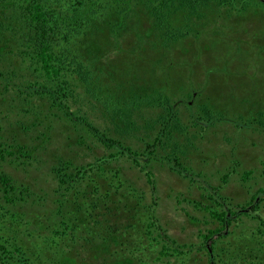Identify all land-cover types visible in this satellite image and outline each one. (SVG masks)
<instances>
[{"label":"rangeland","instance_id":"1","mask_svg":"<svg viewBox=\"0 0 264 264\" xmlns=\"http://www.w3.org/2000/svg\"><path fill=\"white\" fill-rule=\"evenodd\" d=\"M141 1L124 18L121 11L117 12V5L112 6L106 0L100 2L102 22L97 24V32L93 33L100 36L99 43L103 44V47L106 48L109 44V50L113 51L115 36L118 40L127 39L128 42V33L137 21L149 29L152 18L148 0ZM256 13V10H252L243 14L241 21L232 18L231 22L236 20L235 25L227 23V28L220 36L214 35L212 28L204 30V42L195 44V59L193 55H188L191 67L188 63V67L180 68L177 63L167 71L158 72L151 62L153 67L146 71L148 63L141 62L135 53L130 58L139 63L136 71L142 83L149 84L153 89L160 88L166 98L170 101L172 99L173 111L177 109L178 112L181 90L185 89L189 93L193 90V95L197 96V88L202 90L198 94L200 100L212 101L221 113L224 111L227 114L223 120L216 122V128L209 126L204 129L207 122L201 119L190 125V136L178 138L179 144L183 142L185 152L188 150L186 153H190L186 157L180 152V162L189 168L186 173L177 176L156 162L146 166L154 175L158 198L157 205L152 207L153 222L150 214H145L144 210L135 218H128L125 212L115 210L105 217L120 229L114 233L116 228L108 231L104 224L94 225L93 218L84 220L86 217L79 215L78 227L71 225L72 231L68 232L63 241L61 238L57 239L63 232L65 220L56 212L60 192L57 191V185L51 184L50 168L53 156L60 155L76 164H86L89 161L87 158L101 157L103 152L101 149L86 151V148L78 146L77 135L83 134L82 127L76 125L77 129L74 130L75 128L64 122L61 126L55 124L53 131H49L52 139L46 150L33 152V160H27V167L18 166L8 159L0 162V173L9 175L17 185L30 186L36 195L27 199L26 203L17 201L13 205L4 200L0 191V264H208L206 252L201 245L202 237L219 225L196 206V202L213 204L205 198L210 191L208 185L221 186L219 196L224 199L223 205L232 211H236L238 206H244L258 188L264 187V133L257 123L260 117H252L255 107L247 105L254 99L264 103V13L260 16H256ZM217 22L219 25H225L222 20ZM180 43L173 47L177 55L180 54L184 58L187 56V50L192 52V43ZM109 50L105 49L101 54H97L99 58L95 68L98 73L102 68H111V65L112 70H115L111 78L107 77V83L110 81L107 89L98 90L91 99L85 96L81 89L76 90L75 100L80 109L87 112L89 117L86 118L93 126L103 132L107 131L110 137L114 136L113 133L116 134L118 127L121 133L124 122L129 120L139 132H129L128 135L125 133L121 136H126L128 144H137L142 138L152 141L160 131L157 122L161 118L157 117L159 112L150 106H137V109L133 107L129 110L130 101H133L128 95L129 87L132 88L129 83L132 82L127 81L135 68H129V63L124 60L111 58L112 52ZM108 62L111 65L107 64ZM27 66H21V73ZM142 70L145 72L141 73ZM160 79L162 85L159 83ZM119 81L128 85L120 94L118 90L121 87L116 89ZM109 92L115 93L117 103L121 101L122 105L124 104L122 112L116 108L106 109L107 103H104L106 101L103 97L109 95ZM16 95L14 91H0V142L9 145L16 141L39 146L42 136H49V132L45 131L47 121H51L52 111L49 110V104L46 100L32 102V106L22 109ZM33 106L36 111L47 117L46 122L44 117L34 116ZM228 114L233 117H228ZM244 114L246 117H242ZM184 121L185 119L181 122L182 125ZM74 131L78 132L76 136ZM135 148L136 146H133V149ZM141 162L145 165L144 160ZM119 167L123 173L122 177L126 175L123 180H128L127 183L138 194L145 192L146 198L141 205H150L149 187L145 177L125 158L121 159ZM229 167H234V171ZM225 172L230 174V178L224 186L219 177ZM245 173L250 174L243 180ZM67 199L74 200L70 192L66 194ZM135 204H130L129 209L132 210ZM113 206L114 204L111 205ZM74 207L63 202L62 213H67L63 214L65 219L70 218ZM101 213L100 211L99 214ZM155 221L175 242L174 246H184L182 254L174 251L170 245L167 246L168 250L163 249L166 243L151 229L152 225L149 228L150 223ZM263 222V203L253 213L239 215L234 219L227 234L215 240L214 264H264ZM113 239L115 242H112ZM53 240L57 241L59 248L52 245Z\"/></svg>","mask_w":264,"mask_h":264},{"label":"trees","instance_id":"2","mask_svg":"<svg viewBox=\"0 0 264 264\" xmlns=\"http://www.w3.org/2000/svg\"><path fill=\"white\" fill-rule=\"evenodd\" d=\"M101 1L0 0V91H14L17 94L16 98H19L18 102L21 103L22 109L32 106V102L46 100L49 104V110L52 111L51 121H47V117L36 111L35 106L33 107L35 109L34 116L44 117V121H47L48 126L45 127L47 133L53 131L55 124L61 126L63 122L75 128L74 130L77 129V126L82 127L84 129L83 134L77 135L78 146L86 148V151L93 152V150L101 149L103 152L101 157L87 158L89 161L86 164H76L60 155L53 156V163H51L50 168L51 184L57 185V191L60 192L57 198L59 205L56 212L65 220L63 232L57 238H61L62 241L68 232L72 231L71 225L74 228L78 227L79 215L86 217L84 220L93 218L94 225L102 226L104 224L108 231L111 228H116L114 233L119 232L120 229L116 225H112L105 217L110 216L115 210L125 212L128 218L129 216L138 217L144 210L145 214H150L151 222H153L154 211L152 207L157 205L158 198L154 175L146 166L156 162L177 176L186 173L189 168L180 162L182 159L180 152L186 157L190 153H186L188 150L185 152L183 142L179 144L178 138L190 136L188 130L191 124L194 125V122L196 124V121L204 119L207 122L204 129H207L209 126L215 127L217 121L227 117V114L224 111L221 113L212 101L200 100L198 94L202 90L195 87L197 96L193 95L195 93L193 90H190V93L189 91L186 92L185 89L181 90V103L178 105V112L177 109L173 111L171 108L172 99L170 101L166 98L165 93L160 88L153 89L152 86L142 83L138 78L136 68L139 63L134 58L130 59L132 54L135 53L136 57L142 58V60L139 58L141 62L148 63V65L146 64V71L153 66L158 72L167 71L175 67L177 63L180 68L188 67V55H193V59H195V44L204 42L202 40L204 30L212 28L215 31L214 35L220 36L223 35V30L227 28V23L235 25L236 20H242L243 14H248L252 10L257 11L256 16L264 13V0H148L149 14L152 18V24L148 22L149 29L145 28L140 21L135 22L127 36L129 41L127 42V39L118 40L116 36L113 37L115 45H112L113 51H110L109 44L106 45V48L103 47V44L99 43L100 36L93 33L97 32V24L102 22ZM106 1L112 6L113 4L117 5V12L121 11L123 18L135 8L138 2H142L141 0ZM145 1L147 0L143 2ZM232 18L237 19L231 22ZM220 20L225 25H219L217 21ZM231 30L233 31L232 28ZM180 42L192 43V52L186 49L187 56L184 58L180 54L178 56L175 47H173ZM105 49L112 52L111 58L124 60V62L129 63V68L132 66L135 68L132 72L133 75L127 81L128 83L132 82L129 83L132 88L129 87L128 95L133 101H130L129 110L133 107L137 109V106H150L159 112L157 117L161 118L157 122H159L160 131L154 140L142 138L136 142L137 144H128V140H125L126 136L124 138L121 136L125 133L128 135L129 132H139L135 125L129 123V120L124 122L122 134L119 133L120 128L118 127L116 134L113 133L114 136L110 137L106 133L107 131L103 132L100 128L94 127L86 118L89 117L87 112L78 106L79 104L74 97L76 90L81 89L83 94L91 99L94 93L96 94L98 90L107 89L110 83V81L107 83L109 80L107 77L111 78L115 71L112 70L113 67L110 62L107 64L111 65V68H102L100 73L95 69L99 58L97 54H101ZM207 50L209 49L207 48ZM151 62H153V66L150 65ZM23 64L28 66L21 73ZM189 64L191 67L192 64ZM142 72L145 71L142 70ZM124 83V81L118 82L116 89L121 87L118 94L122 89L127 88L128 85ZM159 83L162 85L161 79ZM114 92H109V95L103 97L106 101L104 103H107L105 104L106 109L116 108L122 112L124 104L122 105L121 101L117 103ZM247 105L255 107V113L252 114V117H260L257 123L264 133V103L254 99ZM244 107L247 109L246 104ZM228 117L233 116L228 114ZM242 117H246L245 114ZM117 118L120 119L121 117ZM184 119L185 123L182 125L181 122ZM75 132L73 133L76 136L78 132ZM48 134V137L45 134L42 136L39 146L37 144H21L16 141L9 145L0 142V162H5L8 159L18 166L27 167L29 164L27 160L33 158V152L46 150L47 144L52 139L50 132ZM117 136L120 138H116ZM37 141H39V136H37ZM88 142L92 147L88 145ZM179 145L182 147L179 148ZM133 146L136 148L133 149ZM186 157L184 156V158ZM122 158H125L128 163L131 162L132 166L137 168L138 172L145 177L149 187L150 205H141V202L146 198L144 191L138 194L127 183L128 180H123L126 175L122 177L123 173L119 167ZM141 160H144L145 165L142 164ZM229 168L234 171V167ZM249 174L245 173L242 177L243 180H246ZM229 178L230 174L225 172L220 175L219 181L225 186ZM208 186L210 191L205 198L213 204L206 205L196 202V206L206 212L219 225L203 235L201 243L206 252L208 264H214L215 240L227 234L231 222L239 215L253 213L261 203L264 204V187L258 188L244 206H238L236 211H232L223 205L224 199L219 196L221 186ZM0 191L4 200L13 205L17 201L26 203L27 199L36 197L30 186L15 184L14 180L5 173H0ZM69 192L73 196V201L66 200V194ZM63 202L69 206L70 204L75 206L70 218L65 219L63 217L67 214L66 212L62 213L64 211L62 210ZM90 202L92 203L90 204ZM133 203L136 204L131 210L129 206ZM112 204H114L113 207H111ZM100 211L101 214H99ZM156 222L150 223L149 228L152 225L151 229L156 231L159 239L166 243L163 249L168 250L167 246L170 245L174 251L177 250L182 254L181 250L184 249V246H174L175 242L165 234V231ZM112 242H115L114 239ZM52 243L54 247L58 244L55 240ZM57 247L59 248V246Z\"/></svg>","mask_w":264,"mask_h":264}]
</instances>
